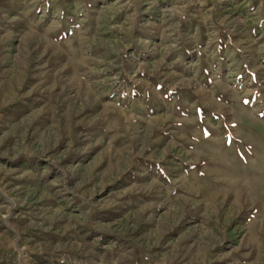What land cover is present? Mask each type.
<instances>
[{"label":"rangeland","instance_id":"rangeland-1","mask_svg":"<svg viewBox=\"0 0 264 264\" xmlns=\"http://www.w3.org/2000/svg\"><path fill=\"white\" fill-rule=\"evenodd\" d=\"M0 264H264V0H0Z\"/></svg>","mask_w":264,"mask_h":264}]
</instances>
